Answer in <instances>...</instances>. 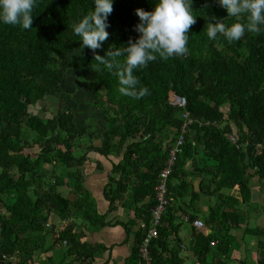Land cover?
Returning <instances> with one entry per match:
<instances>
[{"label":"trees","instance_id":"obj_1","mask_svg":"<svg viewBox=\"0 0 264 264\" xmlns=\"http://www.w3.org/2000/svg\"><path fill=\"white\" fill-rule=\"evenodd\" d=\"M155 3L114 0L108 16L110 35L95 50L82 47L73 30L74 23L95 7L93 0H37L30 29L0 22V255L6 260L14 257L15 264H33V252L49 246L45 241L50 226L45 223L51 214L63 222L66 213L94 225L101 221L103 215L94 209L81 182L79 166L85 154L72 151L83 145L104 155L123 150L121 167L150 162L143 189L153 199L145 228L137 236L139 245L156 204L153 186L168 156L167 141L171 144L180 132V113L186 109L193 122L184 131L167 188L180 192L185 185L180 177L183 167L193 157V148H202L199 172L208 181L203 189L215 200L209 222L219 221L222 227L203 235L198 246L203 264H227L245 234L257 239L259 256L256 262L243 257L235 264H264V227L247 225L249 210L242 208L251 198V179L264 178V30L246 31L232 42L223 33L209 39V16L227 25L235 18L218 0H192L197 17L189 29L187 51L167 58L157 54V59L134 70L148 94L139 98L122 94L117 69H107L95 55H106L138 37L136 9L152 10ZM125 58L116 59L123 64ZM70 72L92 97L95 120L84 127L75 120L67 92ZM173 94L183 97L185 105L170 103ZM43 106L50 108L48 115ZM98 138L99 146L87 145ZM44 164L50 167L45 170ZM63 185L77 195L75 200L58 191ZM234 187L239 188L241 201L230 194ZM172 213L168 206L151 240L152 264H182L166 239L175 229ZM230 229H239L240 238ZM51 235L52 243L66 241L67 252L83 256L87 251L80 241L83 233L72 223ZM138 245L132 256L133 263L140 264ZM166 252L170 255L164 256Z\"/></svg>","mask_w":264,"mask_h":264},{"label":"crops","instance_id":"obj_2","mask_svg":"<svg viewBox=\"0 0 264 264\" xmlns=\"http://www.w3.org/2000/svg\"><path fill=\"white\" fill-rule=\"evenodd\" d=\"M74 81H77V88L71 80V83L67 84V92L71 94V106L75 120L79 127H84L95 120L93 118L95 114L90 106L92 97L86 85H80V80ZM82 90L84 93H81ZM90 144L99 146L101 139H93L92 143H87V145ZM193 149L194 155L186 161L183 173L180 175L185 185L179 189L178 194L176 191L169 194L171 195L169 209L173 212L172 221L175 229L166 239L170 251H176L182 258V264H203L198 249L199 244L203 243V235L212 234L222 228L219 221L209 222L215 200L209 196L208 191L203 189L208 181L203 179V174L199 172L202 165V148L194 147ZM72 151L79 156L85 154L86 159L79 166L81 182L90 203L103 217L100 222H95L98 223L97 225H94L82 220L78 215L69 216L67 223L51 214L46 222L49 224L47 226L53 224V231H57L63 225L72 223L75 231L83 233L84 236L80 241L86 243L87 251L83 256H78L76 251L67 252L66 241L65 243L64 240L52 243L53 231L50 227L51 234L45 241V246H49L33 252V264H137V262L133 263L136 259L132 254L138 245L139 231L145 228L146 218L150 213V203L153 199L150 191L143 189L146 179L143 175L151 172L148 169L150 162L140 160L135 167L126 165L121 167L123 150L118 154L111 152L104 155L94 150H86V145H83L74 147ZM172 183L176 188L177 179L172 180ZM58 191L72 200L77 197L66 185L59 186ZM250 193L251 198L247 208L242 207L249 210L245 223L250 226V223L255 222L254 226L264 227V178L253 177L251 179ZM230 194L241 201L239 188L234 187ZM257 205L261 211L258 210ZM196 219L203 222L201 227L194 225L193 221ZM230 232L240 238L239 229H230ZM242 240H239L242 242L238 248L231 250L227 264H235L243 257L249 261H252L251 259L257 261L259 256L256 248L257 239L250 234H245ZM62 246L66 248L63 253L60 252ZM214 246L211 245L210 248L214 250ZM165 255H170V252L164 253ZM4 260L8 261L5 258Z\"/></svg>","mask_w":264,"mask_h":264},{"label":"clouds","instance_id":"obj_3","mask_svg":"<svg viewBox=\"0 0 264 264\" xmlns=\"http://www.w3.org/2000/svg\"><path fill=\"white\" fill-rule=\"evenodd\" d=\"M95 7L82 15L73 25L74 33L81 39L82 47L93 50L102 47L110 35L108 16L113 11L114 0H93ZM227 15L235 18L227 25L222 19L209 16L207 36L215 39L223 33L229 42L239 40L246 31L259 33L264 30V0H218ZM37 0H0V22L32 28ZM192 0H156L152 10L137 8L139 21L135 30L139 36L129 39L122 46H114L106 55L96 54L95 59L107 69L116 68L119 91L139 98L148 94L147 86H139L135 69L146 66L160 57L182 55L187 51L189 29L195 23ZM125 56L123 64L117 57ZM111 57L112 59H109ZM139 86V87H138Z\"/></svg>","mask_w":264,"mask_h":264},{"label":"built area","instance_id":"obj_4","mask_svg":"<svg viewBox=\"0 0 264 264\" xmlns=\"http://www.w3.org/2000/svg\"><path fill=\"white\" fill-rule=\"evenodd\" d=\"M172 104L179 106L185 105V99L179 95L173 94L170 101ZM182 117V123L180 132L175 136L173 142L169 144L168 156L157 174L156 182L153 186L154 197L156 204L151 208V219L147 226L144 237L138 245V255L140 258V264H152V257L150 254L151 240L157 236V227L161 225V218L165 213L166 208L170 205L169 190L167 188V181L171 173L173 172L174 163L178 154L181 152V148L184 143V131L193 122V118L189 115L186 109H183L180 113ZM234 140L233 136H230ZM194 225L201 227L203 222L201 220H194ZM65 243V240L63 241ZM214 245V242H210Z\"/></svg>","mask_w":264,"mask_h":264},{"label":"rangeland","instance_id":"obj_5","mask_svg":"<svg viewBox=\"0 0 264 264\" xmlns=\"http://www.w3.org/2000/svg\"><path fill=\"white\" fill-rule=\"evenodd\" d=\"M77 75H78V72H77ZM71 79H73V80H77L76 78H74L73 77V72H70L69 73V75H68V77H67V80L69 81V83H70V80ZM81 93H84V91L82 90V92ZM48 112L47 113H44V115H48L49 114V111H50V108H48V107H46V106H43ZM35 112V111H34ZM75 155H78V154H75ZM79 156V155H78ZM50 167V165L49 164H44L43 165V168L45 169V170H47L48 168ZM48 178L46 177V178H44V180L46 181ZM78 196H79V194H78ZM258 206V205H257ZM258 210L259 211H261V208L258 206ZM252 218H254V217H252ZM255 221V220H254ZM255 225V222H253V223H250V226H254ZM262 238V237H261ZM62 250V251H61ZM61 250H60V252H64L65 250H66V248H65V246H62V248H61ZM255 258V257H254ZM252 260V262H256L255 261V259H251Z\"/></svg>","mask_w":264,"mask_h":264},{"label":"water","instance_id":"obj_6","mask_svg":"<svg viewBox=\"0 0 264 264\" xmlns=\"http://www.w3.org/2000/svg\"><path fill=\"white\" fill-rule=\"evenodd\" d=\"M66 221H67V223L69 222V216H68L67 213H66ZM46 225H49V224L46 223ZM50 227H51V230L53 231V229H54V225L51 224ZM16 261H17V259L14 258V257H13L12 259L8 260V261H5V260H4V257L0 255V262H1L2 264H15Z\"/></svg>","mask_w":264,"mask_h":264}]
</instances>
